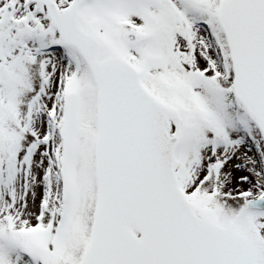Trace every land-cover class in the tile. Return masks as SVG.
Returning <instances> with one entry per match:
<instances>
[{"label": "snow or ice", "instance_id": "obj_1", "mask_svg": "<svg viewBox=\"0 0 264 264\" xmlns=\"http://www.w3.org/2000/svg\"><path fill=\"white\" fill-rule=\"evenodd\" d=\"M0 264H264V0H0Z\"/></svg>", "mask_w": 264, "mask_h": 264}]
</instances>
